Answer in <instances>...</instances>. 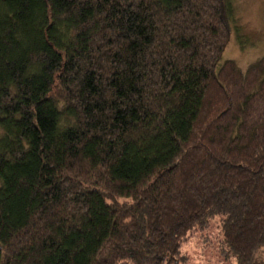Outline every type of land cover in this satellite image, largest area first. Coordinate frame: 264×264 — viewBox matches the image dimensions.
Returning a JSON list of instances; mask_svg holds the SVG:
<instances>
[{
    "label": "trees",
    "instance_id": "obj_1",
    "mask_svg": "<svg viewBox=\"0 0 264 264\" xmlns=\"http://www.w3.org/2000/svg\"><path fill=\"white\" fill-rule=\"evenodd\" d=\"M230 0H0V264H264V56L217 63Z\"/></svg>",
    "mask_w": 264,
    "mask_h": 264
},
{
    "label": "rangeland",
    "instance_id": "obj_2",
    "mask_svg": "<svg viewBox=\"0 0 264 264\" xmlns=\"http://www.w3.org/2000/svg\"><path fill=\"white\" fill-rule=\"evenodd\" d=\"M230 38L217 66L224 60L236 62L244 71L264 56V0H230ZM220 218L214 217L205 227L190 231L182 240L184 255L179 264H234L220 253Z\"/></svg>",
    "mask_w": 264,
    "mask_h": 264
}]
</instances>
